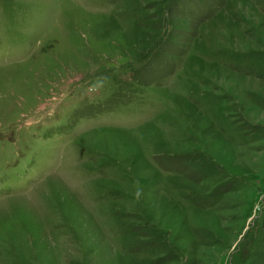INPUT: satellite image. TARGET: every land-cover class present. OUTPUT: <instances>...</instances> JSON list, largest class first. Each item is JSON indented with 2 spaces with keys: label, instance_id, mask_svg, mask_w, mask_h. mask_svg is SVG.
<instances>
[{
  "label": "rangeland",
  "instance_id": "obj_1",
  "mask_svg": "<svg viewBox=\"0 0 264 264\" xmlns=\"http://www.w3.org/2000/svg\"><path fill=\"white\" fill-rule=\"evenodd\" d=\"M0 264H264V0H0Z\"/></svg>",
  "mask_w": 264,
  "mask_h": 264
}]
</instances>
